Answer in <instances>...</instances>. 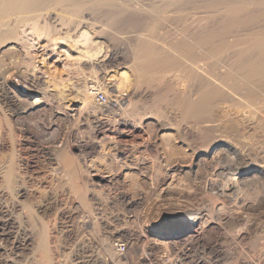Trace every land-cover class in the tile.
I'll use <instances>...</instances> for the list:
<instances>
[{
    "label": "rangeland",
    "instance_id": "obj_1",
    "mask_svg": "<svg viewBox=\"0 0 264 264\" xmlns=\"http://www.w3.org/2000/svg\"><path fill=\"white\" fill-rule=\"evenodd\" d=\"M196 1H189L188 4L191 7L189 5L188 7L192 8L191 4L197 5L200 2L199 16L200 19L202 16L201 26L203 27L208 25L213 28L225 27L228 24L226 23L228 4L239 5L245 2L246 9L240 12L241 17L248 16L249 13L261 15L255 20L256 22L248 25L249 27L247 25L233 27L230 33H235L237 29L235 33L237 35H231L233 37L227 35L229 40L243 38V33L248 34L250 29L255 32L264 27V15H262L264 5L259 2L260 0ZM152 4L157 3L154 4L151 0L148 2L147 0H119L114 4L115 6L105 5L100 8L88 3L85 9L77 10L74 14L76 17L73 16L75 21L71 25L67 24L68 21H65L62 27L57 23L50 24L42 21L38 32L42 38L39 36L40 39H38L31 34L24 36L26 39L22 41L23 46L25 45L24 52L20 53L19 58L16 57L18 61L19 59L21 61L20 70L28 72L33 67L34 70L37 69L36 72L45 83L44 90L49 91L50 96L54 95L58 101L53 96L55 100L53 110L44 102L41 109L16 121L8 111L5 112L0 103V225L7 223L11 228L13 227V231L16 230L18 241L23 245L20 264H95L96 262L90 258L91 253L80 246L84 238L86 240L88 237L93 238V241L98 238V231L94 232L92 227H86L81 220L91 210L97 218L107 221L130 218L135 211H142L139 213L149 211V221L144 225L149 244L138 243L135 245L136 250L129 251L131 240L126 237L120 239L126 246L123 253H130L133 264L135 262V264H169V260L173 257L177 260L181 257V260H187L189 255L192 260H197L203 254L197 249L187 248L185 246L187 242H182L192 233V222L178 211L169 209L165 203L173 197L178 199L177 206L179 204L186 206V203L191 202L189 199L192 197L189 198V196L194 195L193 185L199 182L204 174L205 165L211 163L216 153L230 151L228 145L232 143H243L252 158V160L247 159L244 164L243 169L247 173L250 170V173L240 179L242 185L240 184L238 188L241 194L248 198L254 197L253 199L262 197L264 161L258 159L264 149V122L249 117L250 106L247 101L240 103L239 108L235 106L226 108L227 115L216 117L214 122L200 129L182 117L178 100L192 86H188L187 75L181 68L159 77L153 72L140 73L134 70V60L142 42H151L163 48L164 51L171 52H166L169 55H173L175 52L170 48L176 39L178 41V36L180 37L178 31L183 28L180 25L181 21L178 22L177 19L175 21V17L169 19L174 21L173 23L167 20L164 24L156 26L158 15L155 10L152 12V8L155 9ZM71 8L62 7L60 4L56 5L52 12L68 15L66 18L68 19L70 13L74 11V8ZM175 22H178L177 26ZM82 26H86V29ZM47 29L50 34L58 37L57 40L50 41L46 37ZM68 29L70 30L67 31ZM66 31L68 35L71 33L70 36L64 35ZM86 31L89 35H94V37L91 35L94 38V41L92 40L94 47L91 46L92 37L89 40V36L84 35L87 34ZM77 36L78 39L75 38ZM74 38L78 40L77 45L78 43L82 45L85 40L90 41L85 46L91 50L90 55L93 58H99L98 60H104L110 48L116 47L121 56V65L112 72V69L108 67H102L99 70H108L110 74H125L129 77L131 82L129 96L119 98L122 108L115 106L117 102L114 100L117 97L114 96L116 92L112 90L105 91L109 103L105 106L98 104L102 108L101 112H94L91 107L84 108V102L79 94L71 91L86 79L87 86L90 88L96 85L97 80L108 82L111 76L109 74L107 79H102L98 76L101 73L98 69L80 64L74 58L75 55L67 56L65 49L70 45L66 44L72 42L71 45H74ZM241 48L242 45L236 46L222 55L227 56ZM9 60L12 62L15 57ZM15 81L16 88L18 87L24 95L36 91L35 88L31 89L25 85L22 80ZM63 93L66 94L64 97H62ZM259 97H263V94ZM58 103L60 105L63 103L64 106L61 105V108H65L59 110ZM81 110L90 115L89 120L79 116ZM65 111L70 116H66ZM97 118L102 121L110 119L112 124L94 132L91 125ZM93 144L98 145H95L97 149H91ZM186 144L194 145L203 152L199 153V160L193 166H191L193 161L191 162L192 158L189 155L192 151L186 149ZM211 145L217 146L214 154L205 155ZM116 146L124 152H115V155H110L109 148ZM48 150L59 152L57 157L63 163L60 170H54L55 165L45 154ZM183 152L186 154H182ZM113 157H117L116 160ZM87 165L93 179L96 182L100 181L101 184L93 187L97 191L95 193L85 191L90 206L82 208L75 186L85 184ZM161 173L168 175L166 178L168 182L162 183L164 191L155 192L157 183L164 176ZM231 185V182L227 184L229 187ZM132 194L135 198L143 196V204L139 208L129 209L126 206L123 196H132ZM138 194L142 196H137ZM168 195L169 199H167ZM199 197L201 198V195ZM214 198H220V195ZM94 213L92 216L96 217ZM139 223L141 222L130 223L133 226L131 228H138ZM108 234L99 237L106 238ZM14 237L15 235L11 237L12 240H4L7 250L0 251V264H11V245H13ZM149 245H153L152 250L147 247ZM167 247L171 249L170 252ZM104 252V250L100 251L101 257L108 260L109 256ZM205 257L208 258V254H205ZM226 261L229 264L232 262V260H222V263L216 264H228Z\"/></svg>",
    "mask_w": 264,
    "mask_h": 264
},
{
    "label": "bare ground",
    "instance_id": "obj_2",
    "mask_svg": "<svg viewBox=\"0 0 264 264\" xmlns=\"http://www.w3.org/2000/svg\"><path fill=\"white\" fill-rule=\"evenodd\" d=\"M118 1L119 0H0V103L5 112L8 111L10 116L16 121L24 116L31 115L32 112L38 111V109H41L44 102H46V106L50 107L52 110L55 105V100H53L54 95L52 94L53 96L51 97L48 93L49 91L47 92L44 90L43 86L45 83L36 72L37 69L34 70L35 68L33 67V69L28 72L23 69L20 70L21 61L20 59L18 61L16 57L19 58L18 56H21L20 53L25 49V45L23 46L22 41L26 40L24 37L26 34H31L40 39V34L38 32L40 29L39 24L42 21L50 24L57 23L61 27L65 24V21H68L67 24L71 25V23L75 21L73 16L76 14L77 10L85 9V6H87L88 3L100 8L105 5L115 6L114 4ZM151 1H153L154 4L157 3L156 5L152 4V6H155V9L151 6L152 12L155 10V13H157L156 15H158L156 17L157 21L155 22L156 26L160 24L162 25L164 24V21H167L172 17L174 19L175 17V21H181L182 24L180 25H182L183 28L180 26L182 28V30L178 31L180 37L178 36L177 41L176 36L178 34L175 36V43H173V46L170 48L175 52V54L172 53L173 55H169L166 53L169 51H164L163 48L154 45L151 42H142L139 45V53L134 60V70L140 73L153 72L159 77L174 69L181 68L185 75H187L188 86H192L178 100L182 117L185 120H189L193 125L198 126L200 129H204L207 126L206 124L214 122L216 117L227 115L226 108L234 106L239 108L241 107L240 103H245L246 101L250 106L249 117L256 118L259 122H264V27L262 26L261 29H257L255 32L250 29L252 32L248 31L249 33L246 35H244V33L247 32H244L243 38L238 37L229 40L227 37V35L231 36L237 32V29H235V33H230L233 27L236 28L240 25L246 27L245 25H252L251 23H254V21L261 15L249 13L248 16L241 17L239 16L240 12L246 9L244 6L245 2L242 4L239 3V5L228 4V15L226 17L228 19H226V23L228 24L225 27L213 28L209 27V25L203 27L201 26L202 16L201 19L199 16V9H201V7L198 5H200V2H198L197 5L194 3L195 6L190 3L193 7L189 8L188 2H192V0ZM259 2L264 5V0H260ZM60 4L62 7L74 8V11L70 13L68 19H66L68 15L64 16L59 12H52L53 8ZM262 15H264V12ZM63 17H65V19ZM170 21L171 20L168 22ZM178 22H175V25ZM82 27L85 28L86 26ZM69 30L70 29L67 31ZM67 31L64 35L70 36L71 33L68 35ZM244 31H246V29ZM49 32V29L45 31L46 37H48L50 41L57 40L58 37L53 36ZM86 32L87 34H84L85 32L83 34L89 36V40L92 36L94 37L92 34L89 35L88 31ZM236 35L237 34H235V36ZM182 36L183 38H181ZM40 37L42 38V36ZM93 37L90 40L91 43L94 39ZM75 38L78 39V36ZM63 39L65 40L64 37ZM77 41L78 40L74 41V45H71L72 42L66 44L70 46H66L67 49H65V52L69 57L75 55L74 58L77 59L80 64L95 68L96 70H99L102 67H108L109 69H112L111 72L116 71L113 69H117V67L121 65V56L117 52L116 47L110 48L105 55L104 60H98L99 58H93L90 55L91 50L89 47L85 46V44H89L88 42L90 41L85 40L82 45L80 43L77 45ZM239 45H242V48L238 51L227 56L222 55L224 52L230 51ZM91 46L94 47L93 43ZM11 57H15V60L9 62ZM100 72L101 73L98 72V76L102 79H107V76L111 75L108 82L107 80H104L103 82L97 80L96 85L90 86L89 88L87 86L88 80L84 79L85 81L83 83L78 84V87L71 91L79 94L80 99L84 102V108L91 107L94 112H101L102 108L99 107L98 104L104 106L107 105L109 100L105 91L108 92L112 90L116 92L114 96L117 97L116 100H114V102H117L115 106L118 105L120 108L121 103L119 98L122 96H129V87L131 83L129 77L125 74H110L108 70L104 71L103 69ZM14 79L19 81L22 80L25 85L29 86L31 89L35 88L36 91L28 92V94L24 95L18 87L16 88L17 82ZM61 84L62 83L60 82V85ZM97 92H101L105 95L107 100L105 104L100 102ZM58 93L60 94V92ZM260 94H263V97L260 98ZM65 95L66 94L62 97ZM54 98L56 97L54 96ZM111 100L110 102H113ZM58 105H60V103H58ZM61 105L64 106L63 103ZM61 105L59 110L65 108H61ZM65 112L64 114H66V116H70L68 112ZM79 116L85 118V120H89L90 117V115L82 110L79 113ZM244 117L247 118L246 116ZM94 123L91 125V129L94 132H98L101 129L103 130L107 125H111L112 121L110 119L102 121L97 118ZM95 145L96 144H93L91 149H97L96 146L98 145ZM185 147L192 151L189 155L192 158L191 162L193 161L191 166H193L199 160V153L203 152L191 144H186ZM216 147V145L208 147V151L205 155L211 156L214 154ZM228 148L230 151L226 153H216L213 156L211 163L205 165L206 169L204 170V174L200 177L199 182H196V184L193 185L196 192H193L194 195L189 194L193 196L188 195L189 198L192 197L189 199L191 202L186 203V206H180V204L177 206L176 201H178V199L174 198L172 196L173 194L170 195L173 199L170 198L169 201H166L165 204L168 205L169 209L178 211L179 214L184 215L186 219H189L192 222V233L184 238L182 242H187V244L185 243L187 248L197 249L203 254L200 255L199 258L196 257L197 260H192L190 255L187 260H181L182 257L177 260L173 259V257L169 260V264H216L222 260H232L231 264H264V188H262L263 195L262 197L259 196L260 198H248L247 196L245 197L244 194H241V191L238 188L241 184L240 179L250 173V170L247 173L243 169L245 167L244 164L247 162V159L252 160V158L250 157L248 149H246L245 145L241 142L232 143V145H228ZM109 152H111L110 155H115V152L122 153L124 151H122L119 146H116L115 148H109ZM58 153H56L55 150L45 151L48 159L52 161L53 165H55V171L58 169L60 170L62 168L61 165L63 164L57 157ZM182 154H186V152H183ZM116 158L117 157H113L114 160H116ZM258 160H261L262 162L264 161V149L259 154ZM85 170L87 171V176L84 182L85 184L75 186L82 208H88L87 205H89V199L86 196V192H97L93 187L101 184L100 181L96 182V180L93 179V175H91L92 173H90L91 171L88 165ZM162 175L164 176L161 178L162 180H159L157 183L155 192L158 190H165L162 183L167 181L166 178L168 175L166 173ZM112 179L113 178H111V180ZM229 182L232 184L231 187L227 186ZM258 190L260 191V189ZM141 194H138L137 196H140ZM199 195H201V198ZM217 195H220V198H214V196ZM142 197L135 198L132 194V196L124 195L123 199L129 209H136L142 206ZM167 199H169V195ZM147 209L148 208H146V210ZM139 212L142 211H135L133 215H130V218L124 217L125 219L118 218L108 221L97 218L94 212L93 213L96 217H93L92 210L91 212H88V215H84V218L82 215V223L86 227H92L94 232L98 231V238H94L95 241L92 240L93 238L89 239L88 237V241L84 238L85 240H83L80 245L86 250V252L91 253V255L89 254L90 258L96 262L95 264H133V259L130 260L132 257H130V253H123L126 246L120 241V239L126 237V239L128 238L131 240L129 242V251L135 249V245L138 243L147 242V244H149V240L144 232V225L149 221L150 217H148L149 211L148 213ZM150 212L152 213V211ZM135 222H141L139 223L140 226L138 228H131L133 226L130 223L134 224ZM12 229L13 227L11 228L7 223L0 225V251L3 252L4 250H7L4 240L11 239V237L15 235L13 238L15 241L13 240V245H11L12 256L10 262L11 264H20L23 245L18 241L16 236L18 234L15 233L16 230L13 231ZM17 232H19V230H17ZM106 233L108 236L102 238L103 234ZM120 243L125 246L124 249L119 247ZM157 244L160 245L158 242ZM167 245L168 244H166V246ZM152 246L149 245L147 247L152 250ZM101 250H104L107 253V256H109L108 260L101 257ZM205 254H208L209 257H205ZM48 258L50 259V257Z\"/></svg>",
    "mask_w": 264,
    "mask_h": 264
},
{
    "label": "built area",
    "instance_id": "obj_3",
    "mask_svg": "<svg viewBox=\"0 0 264 264\" xmlns=\"http://www.w3.org/2000/svg\"><path fill=\"white\" fill-rule=\"evenodd\" d=\"M98 93V96H99V99H100V102H102V103H106V97H105V95L103 94V93H99V92H97ZM119 247L121 248V249H124L125 248V246L122 244V243H120L119 244Z\"/></svg>",
    "mask_w": 264,
    "mask_h": 264
}]
</instances>
